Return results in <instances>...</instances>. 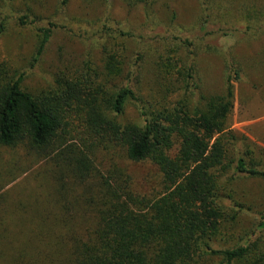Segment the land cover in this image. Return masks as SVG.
Instances as JSON below:
<instances>
[{"label": "rangeland", "instance_id": "374dc122", "mask_svg": "<svg viewBox=\"0 0 264 264\" xmlns=\"http://www.w3.org/2000/svg\"><path fill=\"white\" fill-rule=\"evenodd\" d=\"M262 4L264 0H157L130 7L123 0H69L66 5L63 0L0 1V63L24 75L22 88L37 95L63 74L86 77L90 70L92 80L103 82L107 49L122 57L125 76L134 72L131 85L142 100L117 118L124 125L141 124V104L156 106L158 74L169 59L173 64L179 58L197 62L205 96L223 95L225 74L239 63L241 79L234 82L235 108L224 139L230 158L242 156L264 169ZM49 29L51 38L36 61L42 31ZM181 97L179 92L168 103ZM191 101L197 107L199 95ZM93 159L101 173L108 165L127 169L140 194L160 190L153 166L127 162L114 147L98 150ZM45 165L25 146H0V264H72L68 236L84 237L95 223L82 207L58 203L56 182ZM219 185L226 219L210 244L214 250H232L252 236L264 216V181L228 170L219 175ZM220 261L203 253L198 264Z\"/></svg>", "mask_w": 264, "mask_h": 264}, {"label": "trees", "instance_id": "16d2710c", "mask_svg": "<svg viewBox=\"0 0 264 264\" xmlns=\"http://www.w3.org/2000/svg\"><path fill=\"white\" fill-rule=\"evenodd\" d=\"M123 1L132 7L157 0ZM3 32L0 24V37ZM42 35L36 61L52 31ZM167 63L158 74L156 106L139 107L140 125L117 121L129 104L142 100L131 85L134 72L125 76L124 60L107 49L103 82L92 80L90 70L86 77L63 74L37 95L22 88L24 75L0 63V146L34 152L51 171L58 203L94 215L84 237L68 236L72 264H198L203 253L220 258V264H264V216L242 246L214 250L210 244L226 219L219 175L233 170L264 181V169L256 163L229 157L224 139L242 66L230 65L223 95L205 96L197 62L179 58ZM116 79L120 83L113 86ZM179 92L181 99L168 103ZM194 94L200 99L197 107L190 106ZM112 147L127 162L153 166L160 190L140 194L128 170L117 164L101 173L93 156ZM76 189L80 192L74 195Z\"/></svg>", "mask_w": 264, "mask_h": 264}]
</instances>
